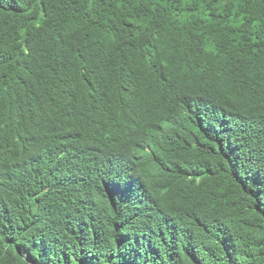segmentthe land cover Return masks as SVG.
Masks as SVG:
<instances>
[{"label":"trees","instance_id":"obj_1","mask_svg":"<svg viewBox=\"0 0 264 264\" xmlns=\"http://www.w3.org/2000/svg\"><path fill=\"white\" fill-rule=\"evenodd\" d=\"M0 264H264V0H0Z\"/></svg>","mask_w":264,"mask_h":264}]
</instances>
